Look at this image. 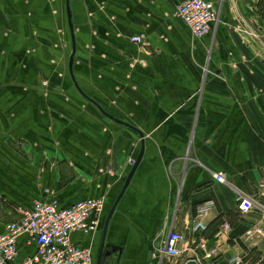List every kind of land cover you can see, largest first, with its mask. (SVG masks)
<instances>
[{
	"label": "crops",
	"instance_id": "crops-1",
	"mask_svg": "<svg viewBox=\"0 0 264 264\" xmlns=\"http://www.w3.org/2000/svg\"><path fill=\"white\" fill-rule=\"evenodd\" d=\"M182 1L70 0L71 30L66 0H0V229L46 188L64 207L103 198L99 231L72 235L96 263L142 138L90 98L145 140L110 219L108 264H264V237L246 235L264 215L236 201L258 195L264 174V0H207L217 19L202 39L175 17ZM173 231L181 256L154 258ZM18 247L19 259L37 250L27 235Z\"/></svg>",
	"mask_w": 264,
	"mask_h": 264
},
{
	"label": "built area",
	"instance_id": "built-area-1",
	"mask_svg": "<svg viewBox=\"0 0 264 264\" xmlns=\"http://www.w3.org/2000/svg\"><path fill=\"white\" fill-rule=\"evenodd\" d=\"M175 17L184 23L196 39H202L211 31V25L217 19L215 5L207 0H184L175 9ZM132 42L144 45L145 37L133 35ZM264 65V59H263ZM129 164L134 165L135 159L130 158ZM220 183H227V173L218 171L213 174ZM237 205L240 211H258L264 215V174L258 185V195H250L239 191ZM214 205L208 201L198 209L194 219V230L202 233L207 225L202 221L209 208ZM105 211L103 198H88L75 202L69 207L62 206L59 197L50 189H45V197L33 202L29 208H23L21 217L9 222L0 229V264H95L91 247H80L72 241V235L82 232L93 235L102 225ZM229 225L225 224L224 229ZM27 235L37 246L36 253L19 259V237ZM248 239L264 237V227L256 225L248 229ZM185 235L173 231L167 238L163 248L152 253L156 258L159 253L169 259L179 258L183 252L182 245ZM204 246V245H203ZM234 258L231 263H240Z\"/></svg>",
	"mask_w": 264,
	"mask_h": 264
},
{
	"label": "water",
	"instance_id": "water-1",
	"mask_svg": "<svg viewBox=\"0 0 264 264\" xmlns=\"http://www.w3.org/2000/svg\"><path fill=\"white\" fill-rule=\"evenodd\" d=\"M67 2V13H68V18H69V24H70V28L71 30L72 29V24H71V13H70V8H69V3H70V0H66ZM75 40L73 39V53H72V56H71V59H70V72L72 73V69H73V62H74V57H75ZM85 96V95H84ZM88 98V97H87ZM89 101H91L93 104H95L99 110L101 111V113L106 116L107 118H109L110 120L118 123V124H121V125H124L134 131H136L137 133H139V135L141 136L142 138V141H141V151L139 153V156L134 164V166L132 167L130 173L128 174L127 178H126V181L123 185V188L120 192V194L118 195L113 207L111 208L110 212L108 213L106 219H105V222H104V228H103V234H102V241H101V244H100V248H99V252H98V256H97V260H96V263L95 264H108V263H111L113 262L112 261V255L114 253V247H112L110 244L106 243V239H107V234H108V228H109V223H110V219L113 215V213L115 212L116 210V207L121 199V197L123 196L124 192L126 191L128 185L130 184L142 158H143V155H144V150H145V140H144V135L143 133L137 129L136 127H134L133 125L127 123V122H124L118 118H116L115 116H113L112 114L108 113L105 109H103L102 106H100L98 103H96L95 101H93L92 99L88 98Z\"/></svg>",
	"mask_w": 264,
	"mask_h": 264
}]
</instances>
